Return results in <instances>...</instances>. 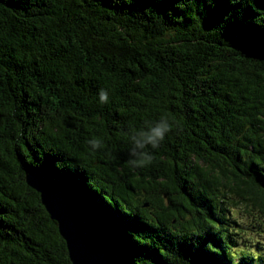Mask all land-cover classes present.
<instances>
[{"label":"trees","instance_id":"16d2710c","mask_svg":"<svg viewBox=\"0 0 264 264\" xmlns=\"http://www.w3.org/2000/svg\"><path fill=\"white\" fill-rule=\"evenodd\" d=\"M29 173L101 208L126 264H264L231 210L264 214V0H0V264H72Z\"/></svg>","mask_w":264,"mask_h":264},{"label":"water","instance_id":"95a60500","mask_svg":"<svg viewBox=\"0 0 264 264\" xmlns=\"http://www.w3.org/2000/svg\"><path fill=\"white\" fill-rule=\"evenodd\" d=\"M25 180L56 221L72 264H126L101 208L45 174L29 173Z\"/></svg>","mask_w":264,"mask_h":264},{"label":"clouds","instance_id":"9594fccd","mask_svg":"<svg viewBox=\"0 0 264 264\" xmlns=\"http://www.w3.org/2000/svg\"><path fill=\"white\" fill-rule=\"evenodd\" d=\"M98 98L101 104H107L109 102L108 91L101 88L98 92ZM174 124L175 121H172L170 117L162 115L156 121L146 122L139 129L130 125L129 140L131 147L129 149L130 159L128 165L131 169H142L154 163L155 151L160 148L166 135L173 130ZM86 143L93 152L104 147L103 141L96 137L88 139Z\"/></svg>","mask_w":264,"mask_h":264},{"label":"rangeland","instance_id":"374dc122","mask_svg":"<svg viewBox=\"0 0 264 264\" xmlns=\"http://www.w3.org/2000/svg\"><path fill=\"white\" fill-rule=\"evenodd\" d=\"M235 218L241 223V230H237L235 237L239 240L238 250H246L264 253V214L255 207L236 204L231 208Z\"/></svg>","mask_w":264,"mask_h":264}]
</instances>
